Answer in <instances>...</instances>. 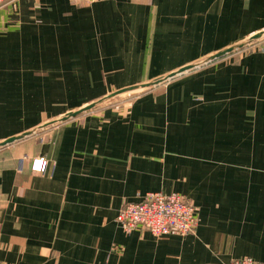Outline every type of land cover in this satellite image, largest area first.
<instances>
[{
  "label": "crops",
  "instance_id": "crops-1",
  "mask_svg": "<svg viewBox=\"0 0 264 264\" xmlns=\"http://www.w3.org/2000/svg\"><path fill=\"white\" fill-rule=\"evenodd\" d=\"M260 30L264 0H9L0 141ZM139 90L0 147V264L264 261V39ZM152 191L191 201L195 230L125 232Z\"/></svg>",
  "mask_w": 264,
  "mask_h": 264
},
{
  "label": "built area",
  "instance_id": "built-area-1",
  "mask_svg": "<svg viewBox=\"0 0 264 264\" xmlns=\"http://www.w3.org/2000/svg\"><path fill=\"white\" fill-rule=\"evenodd\" d=\"M9 0H0V8ZM47 160L40 156L31 162V169L44 172ZM198 209L179 192L164 193L152 191L140 195L138 199L123 203L116 216V221L127 233L136 227H144L153 235H165L172 232L188 234L198 225ZM228 264H264L250 256L233 258Z\"/></svg>",
  "mask_w": 264,
  "mask_h": 264
},
{
  "label": "water",
  "instance_id": "water-1",
  "mask_svg": "<svg viewBox=\"0 0 264 264\" xmlns=\"http://www.w3.org/2000/svg\"><path fill=\"white\" fill-rule=\"evenodd\" d=\"M261 38H264V30L257 31L255 33H253L252 35H250L249 37H247L246 39L240 41V42H237L233 45H230L228 47L220 49L211 55L202 57L196 61H193L191 63L183 65V66L175 69L174 71H171V72L166 73L164 75H160L158 77H155L148 82H144V83H140V84H134V85H130L127 87L117 89V90H115L111 93H108V94H106V95H104V96H102V97H100L94 101H91L90 103H88L86 105H83L82 107H79L78 109L67 111L57 118L46 121V122H44V123H42L36 127H33L31 129L26 130V131L19 133L17 135L7 137V138L3 139L2 141H0V147L5 146L7 144H11L17 140L23 139L27 136H30L34 133L41 131V130L47 129L51 126L65 122L69 119L75 118V117L83 114L84 112L92 110L96 106L102 104L106 100H108V99H110L116 95L126 93V92H130V91H134V90L151 88V87L160 85V84L166 82L167 80H169V79H171V78H173V77H175V76H177L183 72H186L188 70H192V69L200 67L206 63H209L211 61L219 59V58L225 56L226 54L231 53L235 50L242 49L243 47L247 46L248 44L255 42L256 40L261 39ZM44 139L45 140L47 139V135L44 137Z\"/></svg>",
  "mask_w": 264,
  "mask_h": 264
},
{
  "label": "rangeland",
  "instance_id": "rangeland-1",
  "mask_svg": "<svg viewBox=\"0 0 264 264\" xmlns=\"http://www.w3.org/2000/svg\"><path fill=\"white\" fill-rule=\"evenodd\" d=\"M264 39V38H263ZM39 76H42L43 77V79L45 80L46 79V77H47V75H48V73H46V71H44V70H42V71H39ZM50 74V73H49ZM27 78V77H26ZM26 78H24V79H26ZM143 90H139V91H133V92H126V93H124V94H122V95H120V96H117L114 100L112 99V100H110V101H107L106 103H109V102H112V103H114V102H127L130 98H133L134 96H136L137 94H139V93H141ZM116 102V103H117ZM105 103V104H106ZM58 107H60V105H55L54 106V108H55V110L58 108ZM51 108V107H50Z\"/></svg>",
  "mask_w": 264,
  "mask_h": 264
}]
</instances>
